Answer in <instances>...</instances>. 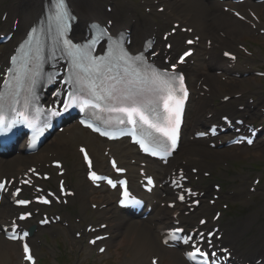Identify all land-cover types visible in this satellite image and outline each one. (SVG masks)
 <instances>
[{"label": "snow or ice", "instance_id": "1", "mask_svg": "<svg viewBox=\"0 0 264 264\" xmlns=\"http://www.w3.org/2000/svg\"><path fill=\"white\" fill-rule=\"evenodd\" d=\"M73 18L67 8L66 0H53L52 15L49 20L50 23L55 25L60 37H63L67 31V21ZM92 27L98 30L99 35L88 45L74 44L70 39H63L62 41L63 50L70 58L72 66L69 79L65 81V83L72 85V90L68 93L67 100L63 102V110L67 111L73 106L80 107L82 112L86 109H95L96 112L93 115L97 119H101L99 113L116 114V125H131V128L126 131L120 129L121 135H130L143 151L153 156L167 157L171 155L177 144L180 117L188 95L184 87V77L174 74L175 65H173V73H169L146 64L142 54L130 55L122 48L119 41L112 42L106 56L92 57L90 53L93 45L106 35V32L99 29L98 25H92ZM35 31L33 29L29 33V44ZM188 43L191 44L192 41H188ZM23 47L24 45H21V48ZM145 47H150V42ZM188 55L190 53L185 52L179 57V62L183 63ZM225 55L227 56L228 53H225ZM36 56L38 59V47ZM11 59L13 63L17 61L16 56ZM9 71L12 73L16 84L8 93L0 92V134L18 123L42 132V129L31 122L28 112L29 104L34 102L32 87L36 83L38 73L32 71L30 61L21 62L17 68L9 69ZM25 80L29 83L28 96L24 98V102L20 107H16L17 104H20V100L17 99L20 95L19 86ZM161 102L163 103L162 112L159 109ZM6 112H10L11 115H6ZM51 114L58 115L59 112L53 111ZM101 122L112 126L111 117L107 120L101 119ZM80 123L93 131L100 132L101 135H109L108 132L101 131L100 128L94 127L92 123H88L86 120H81ZM252 142V140H248L249 144ZM81 152H84V159L91 169V161L87 153L83 148ZM113 167H116L115 161H113ZM117 171L123 170L117 169ZM89 175L94 182L105 179L97 176L92 171ZM107 183L112 187L116 186L110 179L107 180ZM125 183V181H120L121 185ZM147 183L152 185L151 177L147 178ZM4 187L5 184L0 182V189ZM17 192H19V189H17ZM123 195L125 199L120 201L121 204L140 203L138 200L129 197L126 188ZM179 198L184 199L183 196ZM43 202L47 203L48 201ZM17 203L26 205L28 201L19 200ZM25 218V215L20 217L21 220ZM201 223H204V221H201ZM27 235L28 233L25 232L19 239H23ZM16 238L15 236L9 237V239ZM190 239L192 238L188 237L185 243ZM165 242L167 243V241ZM24 252L25 259L31 260L32 257L29 255L27 244L24 245ZM197 254L202 257L200 264H214V259L210 260L209 257L214 258L215 252L209 254L197 248L195 252L188 253L187 258L193 260Z\"/></svg>", "mask_w": 264, "mask_h": 264}, {"label": "bare ground", "instance_id": "2", "mask_svg": "<svg viewBox=\"0 0 264 264\" xmlns=\"http://www.w3.org/2000/svg\"><path fill=\"white\" fill-rule=\"evenodd\" d=\"M11 1H13V0H11ZM38 2H40V0H38ZM204 5L208 6V0H180L179 2H176V0H170L167 4V6L171 9L178 10V7L182 8V9L185 7L191 13H194V16L191 20H194L196 23L195 26L200 27L202 30H204L210 26H214V24L217 26V29L226 28L220 24L221 22L226 23V24H231V23H228L227 21H224L222 19L223 18L222 16H220V15L217 16L213 12H207V10L204 9ZM84 7L89 8V0H84L81 4L78 5V9L80 10L79 15L81 16V19H80L81 23H84L85 21L92 20V19H100L99 15L94 12L95 9L97 10L98 6H96L94 8V10H92V11L85 9ZM256 8H258V7H256ZM37 13H38V11L34 7L30 11V13H28V20L27 21L29 22L33 18V16L36 15ZM114 14H115V17L119 16L120 15L119 10L118 9H117V11L115 10ZM136 17L139 21V25L134 27L135 35L138 36L139 38H143L148 33V29H147V33H146L145 20L142 17H140L138 14H136ZM210 20L214 21V24H213V22H210ZM233 21H235V20H233ZM231 26H232L233 32H237L236 28H238V27L244 29L243 24H241L239 22H237V24H235V25L231 24ZM201 64H203V63L200 62V63H197L195 65L197 71H200L203 69ZM210 67H211V65L209 64L207 66L208 71L210 70ZM193 76L194 75H192V77ZM207 77L210 79V81L215 82V80H213L210 73H208ZM194 118H197V117L194 115ZM196 123H197V126H199L198 121ZM118 144H121V143H118ZM118 144H113V145H118ZM201 157L202 156H200V155L194 156L193 154L186 155V161H189V162L193 161V160L194 161H201L202 160ZM17 160H20V158H17ZM11 162L12 161L3 162V163H0V165L9 164ZM0 168H2V167H0ZM4 207H5L4 211H6L8 206H4ZM206 208H208V207H206ZM202 211L205 212L204 210H202ZM203 212H200L199 214H202ZM155 217L158 218L159 220H164V221L167 220L166 214H164L161 211H158L156 213ZM115 219L118 220V222H116L115 225H117L118 227L124 226L125 230H126V234L128 236H132L134 234L135 238H134V241L132 244L133 247H137L138 249H141V250L149 249V251L154 252V253L159 251L160 248L156 244L155 236L152 233V229H150L149 227L147 228L146 226L140 225L136 222H129L127 220H123L120 217H115ZM126 224H128V225H126ZM161 250H163V249H161ZM171 260L173 261L172 264H176V263L178 264L179 259L176 256H171Z\"/></svg>", "mask_w": 264, "mask_h": 264}, {"label": "rangeland", "instance_id": "3", "mask_svg": "<svg viewBox=\"0 0 264 264\" xmlns=\"http://www.w3.org/2000/svg\"><path fill=\"white\" fill-rule=\"evenodd\" d=\"M236 90H238V89H235V91H236ZM234 155H236V154H234ZM244 156H247V154L244 153V154L242 155V157H244ZM234 157H235V156H234ZM127 241H129L128 238H126V242H127Z\"/></svg>", "mask_w": 264, "mask_h": 264}]
</instances>
